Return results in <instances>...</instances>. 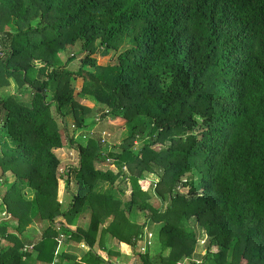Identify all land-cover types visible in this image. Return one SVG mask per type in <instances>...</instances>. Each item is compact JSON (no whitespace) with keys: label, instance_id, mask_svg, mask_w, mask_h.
I'll use <instances>...</instances> for the list:
<instances>
[{"label":"trees","instance_id":"1","mask_svg":"<svg viewBox=\"0 0 264 264\" xmlns=\"http://www.w3.org/2000/svg\"><path fill=\"white\" fill-rule=\"evenodd\" d=\"M77 44L73 72L60 54ZM97 46L116 63L97 65ZM77 79V96L127 137L118 152L103 154L98 133L79 146L63 208L61 120L72 113L73 133L90 111ZM11 87L22 98H0V175L14 177L0 194V264H264V0H0V89ZM56 226L88 248L78 260L56 254Z\"/></svg>","mask_w":264,"mask_h":264},{"label":"rangeland","instance_id":"2","mask_svg":"<svg viewBox=\"0 0 264 264\" xmlns=\"http://www.w3.org/2000/svg\"><path fill=\"white\" fill-rule=\"evenodd\" d=\"M98 45V43H97ZM79 45H75L73 47L69 46L66 48V50L60 54L63 64L65 67H67L68 70L70 71H77L80 67V64L83 60L84 53H81L79 51ZM125 47H123L120 51H123ZM103 48L100 46H97V51L96 53L92 56L96 60L97 65L101 66H106V65H113L116 63V56L114 52H108L107 55H102ZM119 53V52H118ZM72 87L74 88V98L75 100L80 103L82 102L83 105L87 109H90L89 113L85 116L84 118V126L79 128L78 130L74 131L73 133H70L71 130L73 131L74 128V117L71 112L67 113L63 120H61L60 124V134L62 137V142H63V147L62 150L59 151V174L62 176V180L59 182V188L57 192V202L62 204L63 208L68 207L71 200V196L68 195L67 193V186L70 189L72 193H75L76 191V184H75V179H74V174L73 171L76 170L79 167V154H78V148L79 146H84L90 138H95V134L98 133L102 140V152L103 154L109 152L108 150H112V152H118L120 151L119 146L123 142V140L127 137V130L124 127H119L116 124H109L108 121L112 120V115L111 114H105L106 109H103L99 104H96L95 101H93L90 98H79L77 94L81 90L82 87V80L77 79L76 81L72 82ZM11 88H5V89H0V98H6L7 96H13L19 99L22 98L20 95L17 96L15 94V90ZM28 88L24 87L20 92H22L23 96L26 95V99H28L29 93H28ZM81 104V103H80ZM102 115H106V117H102ZM64 126H67L69 128V133L65 131L63 128ZM144 142L137 140L132 149V152L138 153L140 151V148L143 146ZM156 150H159L157 147L155 148ZM97 169L100 170H112L116 172V169L113 166L109 165H100L96 166ZM124 172H126L123 169ZM68 173V174H67ZM14 181V177L10 174L7 173V175H0V194L5 192L7 190L4 185L5 183H12ZM187 188L185 189H180L181 193H186ZM25 198L29 199L30 198V193H26L24 195ZM115 197L119 198L121 202H126L129 200L130 197V190L129 188L121 195L115 193ZM152 203L154 206H159L160 203H158L157 199H153ZM89 214V213H88ZM2 219L1 213H0V220ZM88 220H89V215H88ZM109 222V221H108ZM108 222L105 224L107 225ZM139 225L143 224V218L141 217L140 219L137 220ZM88 224V221H87ZM87 226V225H86ZM195 226V225H194ZM34 229H29L31 234L32 232L36 233L35 228ZM38 228V227H37ZM157 226H154L151 233L153 235L152 237V242L155 239L156 235V229ZM40 231V227L38 228ZM195 230L199 233V229L195 226ZM145 235L148 233L147 230L144 231ZM37 234V233H36ZM145 235L143 236V240L145 238ZM149 235V234H148ZM206 240V237L202 235V233L198 237V246L196 249V254L200 258L202 254L205 252L204 251V241ZM112 243V244H111ZM116 246V243L111 241L110 239L106 242V248L107 249H112L113 247ZM156 252H158V247L154 249L153 247L150 249V255H155ZM142 254V253H141ZM112 260V259H111ZM134 260L130 261L129 264L133 263ZM135 262V261H134ZM113 264L116 263V259L112 260ZM34 264V263H32ZM181 264V263H180Z\"/></svg>","mask_w":264,"mask_h":264},{"label":"crops","instance_id":"3","mask_svg":"<svg viewBox=\"0 0 264 264\" xmlns=\"http://www.w3.org/2000/svg\"><path fill=\"white\" fill-rule=\"evenodd\" d=\"M81 103V105H83V103L82 102H80ZM60 150H62V148L61 149H57V150H55L54 152H55V154L57 155V157L59 158V151ZM7 175V174H6ZM67 193H68V191H67ZM70 193H71V191H69V193H68V195H70ZM88 213H84V214H82L77 220H76V222H75V224H74V226L76 227V226H78V227H81V228H85L86 227V225H87V221H88ZM141 217H139L138 219H140ZM38 228L40 227V229L42 230V228H43V225L41 224V225H36ZM35 228V230H37V232L38 231H40L38 228ZM64 240H66V241H64ZM64 240H62V242L59 244V246L57 247V252H56V254L57 255H61V254H66V255H69V256H74V257H76L77 258V260L81 257V255H82V253L83 252H86L87 250H88V248L86 247V246H84L83 244H80V243H75V242H73V241H71V240H69V239H67V238H65ZM114 242V241H113ZM115 243V242H114ZM112 244V243H111ZM82 245L84 246V247H82ZM116 246H117V244H116ZM115 246V247H116ZM87 248V249H86ZM96 248V247H95ZM114 248V247H113ZM112 248V249H113ZM116 259V263L117 264H119V263H122V262H127V264L128 263H130L129 261L131 260V258H130V255H123V257L122 256H120V257H117V258H115ZM114 259V260H115ZM33 262V261H32ZM60 261H56L55 260V263L54 264H65V263H63V262H60ZM34 264H41V263H35V262H33Z\"/></svg>","mask_w":264,"mask_h":264},{"label":"built area","instance_id":"4","mask_svg":"<svg viewBox=\"0 0 264 264\" xmlns=\"http://www.w3.org/2000/svg\"><path fill=\"white\" fill-rule=\"evenodd\" d=\"M73 129H74V128H73ZM107 161H108V160H107ZM67 174H68V173H67ZM2 215H5V212H3ZM56 231L59 232V226H56ZM63 239H64V236H63L61 233H59L58 238H57L59 244L62 242ZM151 240H152V237L150 236V234L147 235L146 238H144V241L141 242V245H140V247H139V251H140V253L144 254V253L146 252L147 248H149L150 245H151ZM82 247H84V246L82 245ZM28 248H29V250H30V249H32V246H29ZM26 249H27V248H25L24 251H26ZM86 249H87V248H86Z\"/></svg>","mask_w":264,"mask_h":264},{"label":"clouds","instance_id":"5","mask_svg":"<svg viewBox=\"0 0 264 264\" xmlns=\"http://www.w3.org/2000/svg\"><path fill=\"white\" fill-rule=\"evenodd\" d=\"M58 171H59V169H58ZM58 177L60 178V181H61L62 180V176L59 174V172H58ZM58 235H59V232H58Z\"/></svg>","mask_w":264,"mask_h":264}]
</instances>
